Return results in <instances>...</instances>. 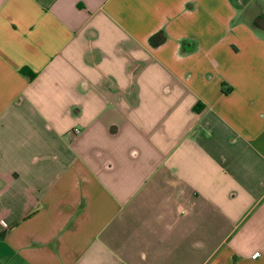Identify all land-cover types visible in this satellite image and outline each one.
<instances>
[{"label":"crops","instance_id":"1","mask_svg":"<svg viewBox=\"0 0 264 264\" xmlns=\"http://www.w3.org/2000/svg\"><path fill=\"white\" fill-rule=\"evenodd\" d=\"M263 21L0 0V264H264Z\"/></svg>","mask_w":264,"mask_h":264},{"label":"built area","instance_id":"2","mask_svg":"<svg viewBox=\"0 0 264 264\" xmlns=\"http://www.w3.org/2000/svg\"><path fill=\"white\" fill-rule=\"evenodd\" d=\"M2 224H3L4 226H6V223H5L4 221H2Z\"/></svg>","mask_w":264,"mask_h":264},{"label":"trees","instance_id":"3","mask_svg":"<svg viewBox=\"0 0 264 264\" xmlns=\"http://www.w3.org/2000/svg\"><path fill=\"white\" fill-rule=\"evenodd\" d=\"M262 23L264 24V21ZM32 77H33V75H32Z\"/></svg>","mask_w":264,"mask_h":264},{"label":"rangeland","instance_id":"4","mask_svg":"<svg viewBox=\"0 0 264 264\" xmlns=\"http://www.w3.org/2000/svg\"><path fill=\"white\" fill-rule=\"evenodd\" d=\"M243 24H245V25H246V23H243Z\"/></svg>","mask_w":264,"mask_h":264}]
</instances>
